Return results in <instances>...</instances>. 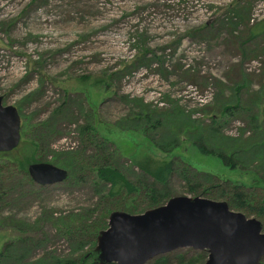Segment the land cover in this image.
<instances>
[{"label":"rangeland","instance_id":"374dc122","mask_svg":"<svg viewBox=\"0 0 264 264\" xmlns=\"http://www.w3.org/2000/svg\"><path fill=\"white\" fill-rule=\"evenodd\" d=\"M0 97L21 120L19 145L0 153V249L6 241L14 243L3 264H50L51 257L79 256L95 244L73 252L62 222L80 215L90 218L85 223L99 219V209L108 203L120 210L109 187L97 193L90 170L38 185L10 164L36 144L39 162L63 168L60 153L83 151L78 127L89 123L110 140V162L133 183L143 176L160 189L137 167L151 158L256 185L254 178L264 177L253 148L264 141V0H0ZM235 104L238 110L224 114L225 106ZM181 114L194 121L187 122L191 127L198 125L181 129ZM139 125L160 144L172 139L167 138L172 131L180 142L164 152ZM208 128L236 139V148L209 135ZM196 140L217 151L237 149L241 169L198 152L192 147ZM166 187L170 197L192 196L177 171ZM132 195L137 209L126 212L155 207L144 192ZM25 236L34 242L21 243ZM198 252L174 250L163 264Z\"/></svg>","mask_w":264,"mask_h":264},{"label":"water","instance_id":"95a60500","mask_svg":"<svg viewBox=\"0 0 264 264\" xmlns=\"http://www.w3.org/2000/svg\"><path fill=\"white\" fill-rule=\"evenodd\" d=\"M20 129L17 109L0 97V153L17 148ZM27 172L38 185L61 183L68 176L49 162L30 163ZM185 247L206 252L200 264H264V228L260 219L224 200L174 195L141 213L110 212L85 257L98 264H147Z\"/></svg>","mask_w":264,"mask_h":264},{"label":"trees","instance_id":"16d2710c","mask_svg":"<svg viewBox=\"0 0 264 264\" xmlns=\"http://www.w3.org/2000/svg\"><path fill=\"white\" fill-rule=\"evenodd\" d=\"M237 106V104L232 107L225 106L223 111L224 114L232 115L234 111L239 109ZM180 117L181 120L178 121L181 124V129L185 128L187 131L189 128H193L198 125L194 123V125H192L191 127V125L187 122L194 121L188 120V118H185L186 120L183 119L184 116L182 114ZM142 119L143 118L141 117L140 120ZM148 119L147 121H149ZM212 121L214 122V120ZM152 126L154 127V124H152ZM201 128L203 127L201 126ZM138 129L144 130L146 138L150 139L151 142L154 143L153 145H155L157 148H160L164 152L172 151L174 148L177 147L180 142L177 137H172V135H174L173 131L171 135L167 136V138L171 137L172 139L168 142L160 144L157 141H154L153 138L150 137V135L146 134V129H144L142 125H139ZM208 129L211 132V134L209 135L213 134L214 137H222V139H226V141L228 142L227 146L229 147L234 146L238 142L236 139H228L222 134L219 135L218 132L216 130H213L212 128ZM78 130L80 135H84L83 137H81L83 141L85 140L84 144L82 145L83 151L81 153H76L77 151H68L66 153H60V155L62 154L61 156H64V160L62 161V167L68 171V176L66 180L75 177L72 176L74 174L77 175L82 173L81 171H83V173L87 172L88 170L93 171L96 177L95 185L98 186L96 192L99 193L103 189V187L107 185L109 187V190L107 192L108 196L115 198L114 203L119 204L118 207L121 208L120 210L124 209L125 211H136L137 207L134 202L135 200H133L134 197H132V193L136 192H144L145 195L150 199V204L153 206L161 204L163 201L166 200V198L170 197L168 196L169 192L166 187L168 183V178L171 173L177 171L188 184V191L192 192V196L207 195L210 199L224 200L228 203L230 208L241 211L249 216L254 215V217L260 219L264 228V186L259 185L264 184V177L256 176L253 181V183L255 182L256 185L247 186L242 183H234L230 180L222 181L221 179L214 177V175H210L201 171H195L194 169L193 171L191 170V167L185 163L182 167H175L173 160L159 161L147 158L137 167H139V169L142 170L144 174L152 176L154 181L161 185L160 189L155 187L152 182L147 183L148 181L144 179L145 177L143 176L141 177L142 179L138 180L137 183H133L116 166H114L113 163L110 162L109 157H111L113 153L107 150V144L110 143V140L107 137L101 135L100 138L97 135L99 132L94 129V127H92L89 123L86 126L78 127ZM200 136L201 141L205 139V136H203V134H201ZM263 146L264 141L256 143L255 146H253L254 155L262 166L264 165V159L262 158V156L264 157V150H262ZM88 147H93L95 152L86 155L85 149ZM192 147L196 148L197 151L200 153L206 155L211 154L219 157L221 161L224 164L228 165L230 169L240 168V159L239 157H236L237 149H231L230 151H217L215 149H209L207 145L197 140L193 143ZM36 148L38 149V145L36 144L29 146V150H27L26 152L24 151V155H22L23 158L21 160L18 159L13 162V164H10L13 166H15L14 164H16L15 167L19 168L24 179L29 182H32V180L27 172L28 165L33 162L41 161L40 159L35 158ZM234 148L236 147L234 146ZM253 172L255 174L257 173V171L255 170H253ZM189 175L195 177L196 181L191 183ZM123 189L125 192L124 195L121 192V190ZM250 189L263 190H261V192H251ZM3 195L4 193H1V196ZM101 198H103V195ZM121 199L124 200V202ZM110 206V203H108L107 205H102L98 212L100 215L99 219L93 221L91 220L88 223L85 222L89 221L88 219L90 218H82L81 215L78 216V218H75L74 220L62 222L64 230L62 231L60 229V231H58H62V233L67 236L69 241L70 239L72 240L74 244V248L72 249L73 252L79 251L80 253V250L82 251L88 243H90L92 246L95 244V241H93L95 240V237L93 238V236H96L97 232L100 229L106 227L107 220L105 221L104 219L108 217L110 212L114 211L113 209H111ZM92 210L93 209L90 210L91 213L95 211ZM115 210H117V208ZM74 222H78V224L74 225ZM19 241L23 244H25V242L31 244L32 242H34V239L32 237L25 236L23 238H19ZM13 246V241H6L3 244L2 249H0V264H3L2 260L5 259L8 254H10L13 249ZM86 254H88V250L83 251L82 254L79 256H74V254L71 253L70 255L62 258L51 257L50 264H98L94 262L91 257H85ZM205 256L206 253L204 251L198 252L195 256L192 255L188 260H185L183 255H179L177 264H198L204 261ZM165 261L166 256L162 255L157 257L150 264H163L165 263Z\"/></svg>","mask_w":264,"mask_h":264},{"label":"bare ground","instance_id":"6f19581e","mask_svg":"<svg viewBox=\"0 0 264 264\" xmlns=\"http://www.w3.org/2000/svg\"><path fill=\"white\" fill-rule=\"evenodd\" d=\"M32 180V179H31Z\"/></svg>","mask_w":264,"mask_h":264}]
</instances>
